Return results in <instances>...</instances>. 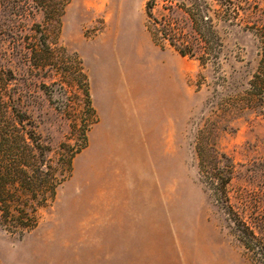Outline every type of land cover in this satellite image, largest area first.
Wrapping results in <instances>:
<instances>
[{
  "label": "rangeland",
  "instance_id": "374dc122",
  "mask_svg": "<svg viewBox=\"0 0 264 264\" xmlns=\"http://www.w3.org/2000/svg\"><path fill=\"white\" fill-rule=\"evenodd\" d=\"M203 1L70 0L53 37L66 48L64 59L72 70L82 61L92 109L76 71L68 77L46 74L27 59L32 28L43 21L42 13L27 11L18 17L0 10V23L8 32L3 41L7 63L17 74L23 103L38 130L55 148L64 140L75 147L85 143L55 199L40 209L36 227L19 235L0 226V264H264L263 249L247 243L243 224L235 222L208 187L196 147L201 129L215 121V140L235 165L230 202L264 241V104L240 109L227 103L218 115L215 112L226 100H236L230 94L242 90L256 67L259 48L251 25L264 24V0H235L241 21L216 26L220 39L213 45L221 46L222 53L206 64L197 55L181 54L171 43L173 31L159 23L172 22L176 41L196 45L202 37L189 11ZM205 1L212 12L219 7L216 0ZM149 2L159 22L148 16ZM127 45L134 57L138 45L158 55L152 59L154 72L165 80L162 86L148 87L143 81L147 87H139L133 79L129 89V80H121L129 84L124 95H130L133 113L155 110V130L150 127L149 132L155 139L147 144L155 186H141L132 200H109L103 193L106 186H91V176L97 175V183L104 171L114 180L115 169L102 161L124 144L114 138L102 141L96 94L105 93L103 55ZM108 116L104 133H121L123 115L114 119V131ZM73 117L90 123L85 134L71 127ZM134 118L135 133L140 129Z\"/></svg>",
  "mask_w": 264,
  "mask_h": 264
},
{
  "label": "trees",
  "instance_id": "16d2710c",
  "mask_svg": "<svg viewBox=\"0 0 264 264\" xmlns=\"http://www.w3.org/2000/svg\"><path fill=\"white\" fill-rule=\"evenodd\" d=\"M69 1L0 0V10L18 17L27 11L30 15L42 13L43 21L35 22L32 28L34 31L31 35L34 38L30 41L33 44L28 48L27 59L46 74L54 71V75L59 73L68 77L76 71L84 83L88 108L92 109L88 75L82 61L79 59L76 70H72L64 59L66 48L57 45L53 37V32L59 31L60 19ZM216 1L219 7L213 12L205 0L204 4L196 5L195 11H189L193 28L202 37L196 45L188 40L176 41L178 32L174 31L173 23L166 19L159 22L153 14L152 2L147 5V14L150 19L173 31L171 43L181 54L197 55L206 64L217 61L215 57L222 53L221 46L217 49L213 45L220 39L216 26L221 23L234 25L241 21L240 5L235 0ZM202 23L208 28L202 27ZM0 24V226L24 235L37 226L40 209L55 199L59 185L71 175L73 158L85 143L75 147L70 141L64 140L55 148L44 139L31 113L25 108L17 74L7 63L8 49L3 41L8 32ZM251 26L259 48L256 67L242 90L230 94L229 97L235 96L236 100H226L217 106V115L227 103L240 109L264 104V24L255 23ZM71 127L85 134L90 123L86 120L79 123L73 117ZM218 129L215 121L207 122L201 129L196 145L201 173L212 193L223 203L235 222L243 224L241 231L247 243L251 247L263 249L264 254V241L240 218L230 202L229 184L235 165L230 154L215 140Z\"/></svg>",
  "mask_w": 264,
  "mask_h": 264
},
{
  "label": "crops",
  "instance_id": "0c3cea01",
  "mask_svg": "<svg viewBox=\"0 0 264 264\" xmlns=\"http://www.w3.org/2000/svg\"><path fill=\"white\" fill-rule=\"evenodd\" d=\"M104 83V82H103ZM100 114L102 116V128L100 132H102V141L109 140L108 138L116 139L120 144H124V147L116 152H108L107 157L102 161L103 166L110 168V170L115 169L116 176L111 179V176L108 175V172L104 171L98 176V182L96 183L97 175L91 176V186H106L103 189L104 197L116 200H132L134 199V192L139 191L141 186H155L154 179V171L155 167L154 163L150 161V151L147 146L149 142L154 141L155 135H151L150 127L152 131L155 130V119L156 114L153 109L150 113V110H140L138 112L133 113L130 102V95L124 98H120L123 100L124 104L122 113L123 118H121L122 122L120 124L121 133L113 135L109 137L104 132L107 129V112L105 108L104 98L105 93L96 94ZM127 98V100H126ZM103 101V104H102ZM151 115V116H150ZM135 117V118H134ZM150 117L152 118V126H150ZM137 119V125L140 130L134 133L132 120ZM131 143H135L136 145H128ZM146 145H141V144ZM110 154V155H109ZM107 168V169H108ZM121 186V187H118ZM137 197V196H136ZM121 205H124L121 204Z\"/></svg>",
  "mask_w": 264,
  "mask_h": 264
},
{
  "label": "bare ground",
  "instance_id": "6f19581e",
  "mask_svg": "<svg viewBox=\"0 0 264 264\" xmlns=\"http://www.w3.org/2000/svg\"><path fill=\"white\" fill-rule=\"evenodd\" d=\"M135 55L136 57L130 53L128 45L121 47L113 53L107 52L103 55L105 60V66L103 68V74L105 75L104 89L106 93L104 103L106 111L109 114L108 117L111 131L116 129L115 123L112 125L114 119L115 121H118L119 116L123 115L122 106H124V102L123 100H120V98H124L125 89H127L125 85L128 84V82L130 84V87L128 86L129 89L132 87L131 82L133 79L136 80V84L139 87L162 86L165 81L162 79L161 74L159 76L160 80H158V76H156L154 72V61L152 59L158 57V55H155L144 45H138L137 53ZM113 57L118 58L116 63ZM160 60L163 61V59ZM124 79L129 81L123 84L121 80ZM143 81L147 86L143 85ZM108 134L109 137H111L110 131Z\"/></svg>",
  "mask_w": 264,
  "mask_h": 264
}]
</instances>
